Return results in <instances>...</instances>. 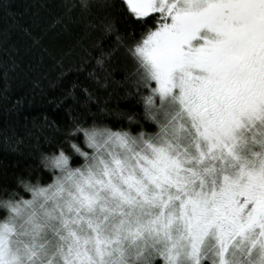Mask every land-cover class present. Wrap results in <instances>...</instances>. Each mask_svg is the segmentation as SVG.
<instances>
[{
	"label": "snow or ice",
	"instance_id": "obj_1",
	"mask_svg": "<svg viewBox=\"0 0 264 264\" xmlns=\"http://www.w3.org/2000/svg\"><path fill=\"white\" fill-rule=\"evenodd\" d=\"M60 8L53 28L87 29L77 71L93 88L107 87L121 52L132 62L144 122L73 120L42 157L50 182L21 179L30 199L0 195V264H264V0ZM115 15L139 37L129 43ZM78 93L95 102L78 83L64 99Z\"/></svg>",
	"mask_w": 264,
	"mask_h": 264
},
{
	"label": "trees",
	"instance_id": "obj_2",
	"mask_svg": "<svg viewBox=\"0 0 264 264\" xmlns=\"http://www.w3.org/2000/svg\"><path fill=\"white\" fill-rule=\"evenodd\" d=\"M108 2L119 4V0ZM61 3L0 0V31L8 36L0 39V195L8 191L28 198L21 179L50 182L42 157L64 144L65 130L73 120L94 121L113 130L136 127L130 121L144 122L142 96L126 78L134 67L123 52L114 62L115 74L104 89L93 88L77 71L79 45L87 29L84 24L53 28ZM113 19L129 43L139 37V25L119 15ZM22 29H28L31 36ZM91 38L103 41L99 34ZM112 43L106 41L105 47ZM72 83L88 85L95 102L85 104L79 93L78 101L65 100Z\"/></svg>",
	"mask_w": 264,
	"mask_h": 264
},
{
	"label": "rangeland",
	"instance_id": "obj_3",
	"mask_svg": "<svg viewBox=\"0 0 264 264\" xmlns=\"http://www.w3.org/2000/svg\"><path fill=\"white\" fill-rule=\"evenodd\" d=\"M30 198H31V195H29L28 199H30Z\"/></svg>",
	"mask_w": 264,
	"mask_h": 264
}]
</instances>
